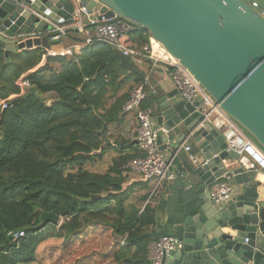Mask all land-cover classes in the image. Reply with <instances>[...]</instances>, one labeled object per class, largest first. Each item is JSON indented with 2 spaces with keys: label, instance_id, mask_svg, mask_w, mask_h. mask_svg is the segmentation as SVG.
Returning a JSON list of instances; mask_svg holds the SVG:
<instances>
[{
  "label": "trees",
  "instance_id": "16d2710c",
  "mask_svg": "<svg viewBox=\"0 0 264 264\" xmlns=\"http://www.w3.org/2000/svg\"><path fill=\"white\" fill-rule=\"evenodd\" d=\"M129 36L136 46L150 42L138 27ZM62 40L84 45L76 30ZM48 53L27 51L8 63L0 50V105L9 102L0 108V264H43L45 255L72 252L78 241L92 240L110 247L111 264H152L151 244L161 237L181 239V233L173 223L161 227L151 203H130L132 191L122 189L128 163L142 155L121 153L104 174L86 169L99 151L116 150L104 148L100 131L104 123L108 128L121 120L143 78L123 68L106 42L71 56ZM44 56L46 64L34 71ZM22 80L37 93L25 97ZM175 165L182 167L179 159ZM43 213L61 222L42 227ZM20 232L25 236L15 240Z\"/></svg>",
  "mask_w": 264,
  "mask_h": 264
},
{
  "label": "water",
  "instance_id": "95a60500",
  "mask_svg": "<svg viewBox=\"0 0 264 264\" xmlns=\"http://www.w3.org/2000/svg\"><path fill=\"white\" fill-rule=\"evenodd\" d=\"M77 5L96 22L118 18L146 31L264 151V0H0V50L6 61L60 45L50 32L69 24ZM116 53L121 66L137 74L131 58ZM35 93L33 87L25 97ZM155 114L166 131L159 144L164 139L166 149L178 153L185 142L192 143L200 161L191 174L201 190L220 180L236 189L227 203L202 198L203 205L187 209L178 227L183 249L165 256L164 264H264V190L256 173L227 152L224 135L200 102L188 103L177 91L161 94ZM100 135L109 148L105 123ZM41 220L42 227L61 222L53 213H43Z\"/></svg>",
  "mask_w": 264,
  "mask_h": 264
},
{
  "label": "built area",
  "instance_id": "2783aa9c",
  "mask_svg": "<svg viewBox=\"0 0 264 264\" xmlns=\"http://www.w3.org/2000/svg\"><path fill=\"white\" fill-rule=\"evenodd\" d=\"M252 6L257 8V4ZM264 17V11L261 12ZM72 21L66 26H54L50 32L51 40H62L69 27L83 37L84 45H75L72 49L62 53H53L50 56H71L74 52L79 53L85 45H91L96 41L109 43L122 51L131 59L148 57L156 63L163 62L168 66V77L181 99L188 103L200 102L204 115L211 122L215 129L220 131L227 143V152L239 156V164L247 171H253L264 176V151L256 142L220 107L208 96L197 80L184 68L180 62L171 56L160 44L150 38L149 44L134 46L125 42L124 37L128 36L135 26L122 19H113L104 22H96L90 18L89 12L84 5H77L71 17ZM147 80L137 85L132 91L129 100L122 108L123 114H133L138 121L137 141L141 157L131 160L127 169L140 179L146 182H153L158 186L173 181L184 175H177L173 171V159L165 157L159 150V135L164 129L157 128L154 124L153 111L151 108H144L143 103L147 98ZM22 93H28L31 84L22 80L19 82ZM8 101H3L1 109L8 108ZM165 131V130H164ZM190 162L196 166L199 155L193 147L184 148ZM235 187L226 180L215 182L209 189L211 200L217 205L231 201L235 196ZM14 239L23 238L24 232L13 234ZM247 242V240H246ZM183 241L177 237H161L149 247V260L152 264H164V257L183 249Z\"/></svg>",
  "mask_w": 264,
  "mask_h": 264
},
{
  "label": "crops",
  "instance_id": "0c3cea01",
  "mask_svg": "<svg viewBox=\"0 0 264 264\" xmlns=\"http://www.w3.org/2000/svg\"><path fill=\"white\" fill-rule=\"evenodd\" d=\"M123 40L135 46L129 35L124 37ZM73 47L74 46L70 45L68 42L65 44V42L62 40L60 45L53 46L48 50V55L50 56L53 53L59 54L72 49ZM79 53H81V51H79ZM47 56H44L42 63L34 71L46 64ZM14 57L16 59L19 58L18 56ZM131 60L135 69L137 70V74L142 76V82L147 80V98L143 103V107L152 109L155 126L157 128L164 129L158 125L155 109L157 96L161 94L166 95L170 92L176 91L168 77L169 68L163 62L156 63L154 59L144 56ZM120 115L121 120L119 122L113 123L107 128L108 137L112 141L111 146L116 147L114 148L116 150H108L102 154V151H99L97 155H100V157H98L95 162L90 163V166L88 165L89 167H86V169L92 173H107L109 168L113 165V160L121 153L129 155H142L139 150V145L136 138L138 129V121L136 117L133 114L121 113ZM165 132L166 131L164 130L161 131L159 137H162ZM166 146L165 140L163 139L162 143L159 144L160 152L165 157L173 159L172 169L174 173L179 176L184 175V177H178L173 181L165 182L158 186L153 182H146L140 179L137 175L128 170L127 167L122 176L123 190H135L139 195L142 193L144 195H149V199L145 204H143V207L146 204L151 203V205L157 210L158 223L163 228L167 227L170 223H173L175 227H179L180 223L185 219L187 209L191 205H203V201L201 200L202 198H206V200H209V203H211V198L207 195L209 189L205 191L201 190L199 187V181L192 177L191 171L189 170L192 164L184 148L186 146L193 147L192 143L190 141L185 142V144L182 145L181 151L178 153L174 152L173 150H167ZM177 159L180 160L182 167L175 165V161ZM235 165L236 164L233 163L226 164L227 167ZM255 182L258 185H261V189L264 190V176L256 173Z\"/></svg>",
  "mask_w": 264,
  "mask_h": 264
},
{
  "label": "rangeland",
  "instance_id": "374dc122",
  "mask_svg": "<svg viewBox=\"0 0 264 264\" xmlns=\"http://www.w3.org/2000/svg\"><path fill=\"white\" fill-rule=\"evenodd\" d=\"M88 165L86 167L90 166ZM142 194L139 195L135 190L132 191L129 202L139 204V207L143 206L144 201L141 199L145 195ZM94 243L96 242L93 240L86 241L85 243L78 241V243H75L76 247L72 252H65L64 254L59 251L52 257L45 255L44 257L48 260L43 264H111L110 259L106 257V254L110 251V247H106V243L99 247L94 245Z\"/></svg>",
  "mask_w": 264,
  "mask_h": 264
}]
</instances>
